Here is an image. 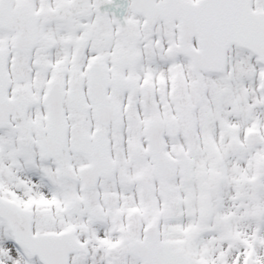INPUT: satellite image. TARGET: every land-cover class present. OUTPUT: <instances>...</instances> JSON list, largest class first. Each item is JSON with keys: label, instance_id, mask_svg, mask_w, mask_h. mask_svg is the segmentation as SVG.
<instances>
[{"label": "snow or ice", "instance_id": "6c2138e0", "mask_svg": "<svg viewBox=\"0 0 264 264\" xmlns=\"http://www.w3.org/2000/svg\"><path fill=\"white\" fill-rule=\"evenodd\" d=\"M0 264H264V0H0Z\"/></svg>", "mask_w": 264, "mask_h": 264}]
</instances>
